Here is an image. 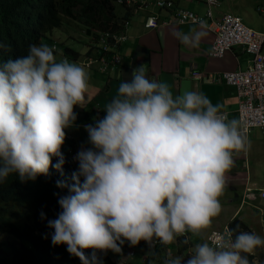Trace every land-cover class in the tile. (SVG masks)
<instances>
[{"label":"clouds","instance_id":"1","mask_svg":"<svg viewBox=\"0 0 264 264\" xmlns=\"http://www.w3.org/2000/svg\"><path fill=\"white\" fill-rule=\"evenodd\" d=\"M58 1L0 0V264H102L97 251L111 264H131L132 247L138 244L145 254L142 263L162 245V261L149 264H263L264 252L254 253L264 248V203L259 198L264 188L246 187L249 194L241 197L245 203L254 193L261 202L262 236L242 223L244 231L237 224L229 232L228 221L223 229L210 231L205 242L195 244L186 261L166 253V245L188 233L201 235L220 214L219 197L234 153L249 147L244 132L250 128L242 129L238 111L237 120H227L221 106L200 92L174 95L167 82L149 78L140 64L132 68L129 80L120 83L116 97L104 109L106 115L84 125L91 147L80 149L66 129L77 119L74 106L84 107L89 74L72 61L90 62L93 52L108 53L122 37L78 14L82 12L78 0H72L67 11L59 8ZM163 1L169 3L155 5L171 8L169 22L189 21L177 23L173 14L179 9ZM219 1L207 8L203 1L205 13L194 23H206L211 33L208 55L213 27L222 16H233L253 30L232 13L212 19L209 8ZM254 1L263 24L261 32L253 31L262 34L258 49L264 71L260 49L264 0ZM145 3L113 1L129 12ZM148 18L154 26L146 25ZM156 24L153 15L143 22L149 29ZM175 36L186 47H198L199 34ZM235 47L246 51L233 45L220 56H209L221 57ZM119 60V54L113 53L111 61ZM191 71L200 73L198 80L204 76L193 67L191 79H197ZM82 116L87 118L85 112ZM64 163L76 170L74 183L57 181L52 213L28 211L23 196L37 188L38 176H47L50 166L62 171ZM22 234L28 242L19 239Z\"/></svg>","mask_w":264,"mask_h":264},{"label":"crops","instance_id":"2","mask_svg":"<svg viewBox=\"0 0 264 264\" xmlns=\"http://www.w3.org/2000/svg\"><path fill=\"white\" fill-rule=\"evenodd\" d=\"M171 7L179 10H188L199 17L205 13L202 0H169ZM254 0H221L216 5L210 6L212 19H219L223 13H232L241 19L247 27L261 32L263 24L258 14L254 11ZM121 12L116 7L120 27L115 32L122 37L116 47L106 54L93 52L90 62L76 60L89 74V87L85 94L84 107L74 106L77 119L69 131L79 148L91 147L88 143V133L84 125L94 124V117L102 118L106 115V105L116 97L118 87L123 81L131 78L132 68L143 64L147 69L149 78L167 82L174 95L185 91H197L207 96L213 105H220L222 113L227 120H237L238 103H236L234 85L222 80L212 83L207 74L218 71H231L234 69L246 70L250 67V55L239 47L228 50L221 57H210L208 47L211 33L206 28V23L196 25L189 21L182 24L169 22L171 8H157L153 0H146L144 6L133 12L121 6ZM127 15L123 18V13ZM148 15L156 18L157 24L149 29L143 26ZM190 33L193 37L200 35L198 47H186L176 39L175 33ZM260 49L264 56V42ZM119 54L117 63L111 61L113 53ZM195 68L204 72L198 79L190 78V69ZM83 112L87 118L82 116ZM249 144L246 151L234 153L233 167L225 174L226 184L223 194L219 197L221 212L212 218L210 225L199 236L188 233L185 237L166 245L167 257L182 256L186 261L194 249L195 244L206 241L210 231L221 230L230 219L236 217L241 223L253 232L262 236L260 232L261 202L253 193V199L241 201L249 194L246 187L264 188V124L250 127L244 132ZM251 194V193H250ZM185 239L188 243L185 244ZM264 252V249H263ZM111 254H114L111 252ZM166 257V258H167ZM182 261V263H184Z\"/></svg>","mask_w":264,"mask_h":264},{"label":"built area","instance_id":"3","mask_svg":"<svg viewBox=\"0 0 264 264\" xmlns=\"http://www.w3.org/2000/svg\"><path fill=\"white\" fill-rule=\"evenodd\" d=\"M205 8L217 0H203ZM128 2V1H127ZM163 0H156L155 4L161 6L168 4ZM264 11V10H263ZM208 14V10H206ZM174 19L177 23L189 20L192 23L200 22L199 17L188 10H175ZM264 21V16L262 17ZM147 26H154L152 18L146 21ZM214 36L210 45L209 55L220 56L222 52L233 45H242L251 55L250 67L244 71H222L208 74L211 81L223 80L231 83L236 89L238 98V119L242 129L248 130L252 126L264 124V71L263 60L259 53V43L262 34L242 27L240 22L233 16H222L213 27ZM192 78H200L198 71H191ZM224 114V113H223ZM259 198L264 203V189H260Z\"/></svg>","mask_w":264,"mask_h":264},{"label":"trees","instance_id":"4","mask_svg":"<svg viewBox=\"0 0 264 264\" xmlns=\"http://www.w3.org/2000/svg\"><path fill=\"white\" fill-rule=\"evenodd\" d=\"M114 0H78V4L81 8V15H86V17L94 20L93 25L99 29H106L110 27L112 30L118 29L120 27L118 15L115 12L116 6L113 4ZM74 4L72 0H59L57 5L59 8L68 10L70 6ZM124 10V8H119ZM127 15V12L124 11L122 17L124 18ZM53 163L52 165H55ZM76 170L69 164L64 163L62 171H58L55 167L50 166L49 174L47 176L40 175L38 176V186L37 188L27 196H23L24 207L30 212H39L42 211L49 215L52 213L56 205V194H57V181H63L67 184H73L72 174ZM81 183H83V178H80ZM28 182V181H26ZM240 225V230L244 231L245 228L241 226V222L237 219H233L228 222L227 229L230 232L231 229H234L236 225ZM233 240L235 239V234H233ZM22 242H28L29 239L22 234L19 238ZM156 252L155 256H148L142 264H149L151 261L159 263L163 259L164 247L158 245L154 248ZM97 255L102 261V264H111L106 257L103 255V252L97 251ZM242 255H245L242 253Z\"/></svg>","mask_w":264,"mask_h":264},{"label":"rangeland","instance_id":"5","mask_svg":"<svg viewBox=\"0 0 264 264\" xmlns=\"http://www.w3.org/2000/svg\"><path fill=\"white\" fill-rule=\"evenodd\" d=\"M82 44H84V43L83 42L80 43L79 46H81ZM260 224H262L261 220H260ZM132 248L134 250V256H133V258H130L131 264H142V260L145 257V254L141 251V245L138 244L137 246H134ZM263 249L264 248H258L255 251L254 255L259 256L262 253ZM260 250H262V251H260ZM262 262L264 264V259L262 260Z\"/></svg>","mask_w":264,"mask_h":264}]
</instances>
